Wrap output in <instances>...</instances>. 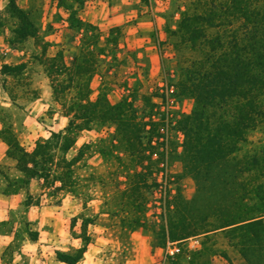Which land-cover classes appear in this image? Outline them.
Segmentation results:
<instances>
[{"label":"rangeland","instance_id":"1","mask_svg":"<svg viewBox=\"0 0 264 264\" xmlns=\"http://www.w3.org/2000/svg\"><path fill=\"white\" fill-rule=\"evenodd\" d=\"M17 2L38 35L15 41L9 0H0V264H70L58 253L76 255L81 248L86 251L76 264H264V232L253 238L254 263L242 254L238 233L228 230L172 240L176 229L219 226V213L238 218L246 205L258 214L264 204L257 187L264 183V121L238 134L233 118L234 134L225 135L221 116L231 113L209 103L204 131L215 135L193 143L195 163L185 166L180 119L197 101L183 80L199 56L178 33L188 1ZM52 56L61 60V95L45 59ZM86 57L85 80L68 82ZM23 63L18 71L6 67ZM88 87L92 100L103 95L121 102L141 126L129 118L124 138L118 122L96 121L79 131L70 150L59 145V156L84 153L75 185L52 194L44 179L19 169L8 141L32 151L40 139L52 138L51 131L65 132L67 109ZM171 218L178 220L173 230Z\"/></svg>","mask_w":264,"mask_h":264},{"label":"trees","instance_id":"2","mask_svg":"<svg viewBox=\"0 0 264 264\" xmlns=\"http://www.w3.org/2000/svg\"><path fill=\"white\" fill-rule=\"evenodd\" d=\"M186 1H188L187 8L182 11L178 29L180 42L199 54L186 68L187 78L183 80V83H186L184 86H187L186 88L196 97L197 106L191 114L180 119L186 136L185 166L191 168L195 163L197 150V146L193 143L196 140L207 142L210 136L215 135L210 133L207 135L204 131L209 103L220 105L224 115L226 112L231 113L229 117L232 118L221 116L225 135L234 134L231 132V127L235 124L231 120L233 118H236L235 122H238V134L243 131L242 129L264 121V0ZM6 12L14 19L15 41L21 42L38 35L35 22L17 0H9ZM1 19L0 15V21ZM81 24L85 25L83 20ZM116 29L120 28L113 27L111 30ZM87 39V42L91 41V38ZM112 39L116 40V37L113 36ZM88 51L91 52V50ZM45 59L56 91L64 85L56 78L59 75L61 60L59 56ZM89 59L86 57L76 62V71L69 72L68 82L72 84L77 82L80 86L86 78L83 62H89ZM63 65L71 69L65 62ZM6 67L18 71L24 67V63ZM89 89V87L85 91L80 89L67 109L66 114L70 116V121L65 132L51 131L52 138L40 139L32 151L27 150L18 140L8 141L10 149L18 160L19 169L27 177L44 179L47 187H54L52 194L75 185V166L84 153L82 148L80 153L72 159H69L67 155L59 156L57 151L59 145L64 151L70 150L75 145L79 131L88 128L96 121L118 122L122 125L124 138L129 136L125 126L129 118L133 117L131 111L125 109L121 102L112 103L108 98L104 99L103 95L92 100ZM210 90L213 92L211 100L208 93ZM61 93L63 92L58 90V94L61 95ZM215 97L218 98L217 102ZM135 118L133 117L134 121H136ZM140 124V120L135 122L136 126H141ZM145 125H148L147 122L143 124V127ZM222 139L229 143V137L225 136ZM206 142L203 143L206 144ZM256 161L259 163L260 159L257 158ZM58 181L61 182L60 186L56 185ZM257 187L258 190H264V183H260ZM30 198L33 197L30 195ZM245 207L246 209L243 208V211L238 213V218H229L219 213V226L210 224V227H196L190 230L185 227L180 230L182 233L176 229V232H172V240L175 242L199 234L211 235L220 229L228 230L231 233H238V246L242 254L254 263L252 243L254 236L264 232V204L257 209L258 214H254L247 205ZM177 221L175 218L169 219L168 226L173 230ZM85 239L89 240L90 237L87 236ZM85 251L86 248H81L76 255L60 252L58 255L62 261L76 264ZM172 264L181 263L176 260Z\"/></svg>","mask_w":264,"mask_h":264},{"label":"crops","instance_id":"3","mask_svg":"<svg viewBox=\"0 0 264 264\" xmlns=\"http://www.w3.org/2000/svg\"><path fill=\"white\" fill-rule=\"evenodd\" d=\"M213 264H231V263H224V262H220V261H218V260H215V261H213Z\"/></svg>","mask_w":264,"mask_h":264}]
</instances>
